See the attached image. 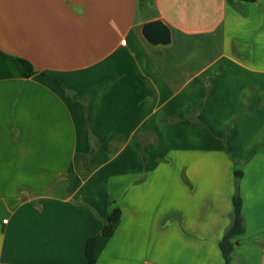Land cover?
Wrapping results in <instances>:
<instances>
[{
	"label": "crops",
	"instance_id": "obj_1",
	"mask_svg": "<svg viewBox=\"0 0 264 264\" xmlns=\"http://www.w3.org/2000/svg\"><path fill=\"white\" fill-rule=\"evenodd\" d=\"M237 188L264 264V0H0V264H225Z\"/></svg>",
	"mask_w": 264,
	"mask_h": 264
},
{
	"label": "trees",
	"instance_id": "obj_2",
	"mask_svg": "<svg viewBox=\"0 0 264 264\" xmlns=\"http://www.w3.org/2000/svg\"><path fill=\"white\" fill-rule=\"evenodd\" d=\"M152 0H140L141 5H145ZM230 3L236 5L237 2H251L255 3L258 0H228ZM15 62L17 63L18 67L22 70L25 77H30L35 74V68L33 64L23 58H15ZM241 172H236V179L237 181L241 177ZM112 205V202H108V207ZM121 218V209L119 207L113 208L110 212L106 214L103 219V230L100 235L102 236H112L115 231V223L119 221ZM246 231V224L245 219L242 214V199L239 194V189L237 188V192L233 198V213H232V223L230 227L227 229L226 233L224 234L223 239L220 242V248L222 250L225 264H230L234 248L236 245L239 244V241L236 240L237 237L243 235ZM98 236L92 237L87 241L86 244V257L87 262L86 264H95L96 260L94 257V252L98 240Z\"/></svg>",
	"mask_w": 264,
	"mask_h": 264
},
{
	"label": "water",
	"instance_id": "obj_3",
	"mask_svg": "<svg viewBox=\"0 0 264 264\" xmlns=\"http://www.w3.org/2000/svg\"><path fill=\"white\" fill-rule=\"evenodd\" d=\"M142 36L153 48H165L173 44V32L162 19L146 22L142 27Z\"/></svg>",
	"mask_w": 264,
	"mask_h": 264
},
{
	"label": "rangeland",
	"instance_id": "obj_4",
	"mask_svg": "<svg viewBox=\"0 0 264 264\" xmlns=\"http://www.w3.org/2000/svg\"><path fill=\"white\" fill-rule=\"evenodd\" d=\"M143 7H144V8H146V4H145V5H143Z\"/></svg>",
	"mask_w": 264,
	"mask_h": 264
}]
</instances>
